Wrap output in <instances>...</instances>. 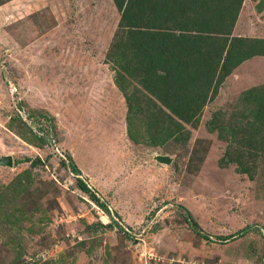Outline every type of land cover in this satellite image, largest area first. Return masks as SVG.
<instances>
[{
  "label": "rangeland",
  "instance_id": "rangeland-1",
  "mask_svg": "<svg viewBox=\"0 0 264 264\" xmlns=\"http://www.w3.org/2000/svg\"><path fill=\"white\" fill-rule=\"evenodd\" d=\"M121 19L114 0H0V158L13 157L0 166V187L45 161L28 188L9 189L17 220L0 218V264H264V158L253 177L241 173L209 124L264 83V56L228 77L197 125L186 124L187 141L158 146L173 157L165 165L128 135L109 59ZM234 33L264 37V0H245ZM16 114L53 143L25 141L8 126ZM97 221L111 227L91 231Z\"/></svg>",
  "mask_w": 264,
  "mask_h": 264
},
{
  "label": "trees",
  "instance_id": "trees-1",
  "mask_svg": "<svg viewBox=\"0 0 264 264\" xmlns=\"http://www.w3.org/2000/svg\"><path fill=\"white\" fill-rule=\"evenodd\" d=\"M114 2L122 19L109 59L115 83L128 101V135L136 143L139 134L152 146H164L169 140L187 141L190 131L186 124L197 125L206 104L215 100L228 77L245 61L264 56V37L234 33L245 0ZM239 101L231 116L226 118L225 110L219 109L209 124L230 142L227 162L253 177L258 160L264 158V83L246 89ZM10 119L9 128L19 125L17 133L25 141L40 147L53 143V137L38 134L22 115ZM64 159L65 168L79 172L72 160L67 164ZM40 164L45 161L39 157L31 160V166L17 175L11 188L0 187L1 219L17 220L12 219L14 209L7 211L9 193L28 188L25 180H30ZM76 181L91 200L105 207L84 180ZM110 227L97 221L89 229Z\"/></svg>",
  "mask_w": 264,
  "mask_h": 264
},
{
  "label": "water",
  "instance_id": "water-1",
  "mask_svg": "<svg viewBox=\"0 0 264 264\" xmlns=\"http://www.w3.org/2000/svg\"><path fill=\"white\" fill-rule=\"evenodd\" d=\"M132 140V139H131ZM133 146L136 148V151L142 155H147L159 163H163L165 165H170L173 160V157L168 154H162L159 151L158 146H150V145H142L140 146L134 140L131 141ZM12 166L13 165V157L8 155L0 158V166Z\"/></svg>",
  "mask_w": 264,
  "mask_h": 264
},
{
  "label": "crops",
  "instance_id": "crops-1",
  "mask_svg": "<svg viewBox=\"0 0 264 264\" xmlns=\"http://www.w3.org/2000/svg\"><path fill=\"white\" fill-rule=\"evenodd\" d=\"M242 65H243V64H242ZM240 66H241V65H240ZM240 66H239V67H240ZM239 67H238V68H239ZM238 68H237V69H238Z\"/></svg>",
  "mask_w": 264,
  "mask_h": 264
}]
</instances>
